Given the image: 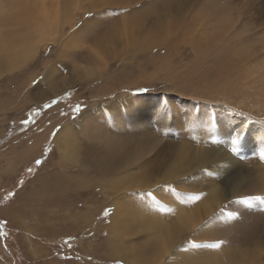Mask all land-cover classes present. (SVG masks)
Here are the masks:
<instances>
[{
    "label": "rangeland",
    "instance_id": "rangeland-1",
    "mask_svg": "<svg viewBox=\"0 0 264 264\" xmlns=\"http://www.w3.org/2000/svg\"><path fill=\"white\" fill-rule=\"evenodd\" d=\"M13 37L0 264H264V201L237 202L264 197V139L228 120L264 124V0H0Z\"/></svg>",
    "mask_w": 264,
    "mask_h": 264
},
{
    "label": "bare ground",
    "instance_id": "bare-ground-1",
    "mask_svg": "<svg viewBox=\"0 0 264 264\" xmlns=\"http://www.w3.org/2000/svg\"><path fill=\"white\" fill-rule=\"evenodd\" d=\"M31 6H27L26 8H25V10H22V15L23 16H21V18L19 19L20 21H19V23L20 24H22L24 27H26V28H30L31 27V24H36L37 26H36V29H38V30H40V29H43V28H46V26L48 25V16H47V14H46V12H45V10L44 9H41V5H38V4H34V3H31L30 4ZM43 8V7H42ZM50 29V28H49ZM31 31V30H30ZM41 31H43V30H41ZM45 31V30H44ZM25 32V31H24ZM23 32V33H24ZM46 32V31H45ZM31 33V32H30ZM214 33V32H213ZM216 33V32H215ZM218 33V32H217ZM221 33V32H220ZM222 34V33H221ZM31 35V34H30ZM30 35H27L26 37H29ZM212 35V34H211ZM212 37V36H211ZM224 37V39H227V37L226 36H223ZM1 38H3V36L1 37ZM8 38V37H7ZM10 39H11V37H9ZM19 38V37H18ZM212 38H214V37H212ZM211 38V39H212ZM219 38L220 39H222V36H220L219 35ZM4 39V38H3ZM6 40V38H5V42H4V44L1 46V53L0 54H4V53H6V54H9V53H11L9 56H10V59H11V61H12V63H14V64H17L18 63V61H19V57H17V55L19 56V53H18V51H15V50H13V49H11V45L13 44V42H14V37H13V41L12 40ZM209 39V38H208ZM229 39V38H228ZM16 40H18V39H16ZM216 39H212L210 42H211V44L215 41ZM212 46V45H211ZM25 47L26 48H28L29 49V47H30V43H27L26 45H25ZM213 47V46H212ZM14 51H15V53H14ZM238 55H240L239 53H237L236 54V56H238ZM0 59H1V56H0ZM217 71H215L214 73L216 74V75H230L229 73H226L228 70H230V68H229V65H228V63H226V64H223V65H221V67L219 68V66H218V68L216 69ZM221 82H222V80H220ZM227 85V84H226ZM237 89V88H236ZM111 104V103H110ZM153 107H156L157 105H155V104H153L152 105ZM229 113V112H228ZM237 113V112H236ZM236 113H233V112H230L229 113V116H228V120L231 122V124L236 128V129H238L239 128V130L240 129H248V131H249V133L250 134H252V136H254L255 138H263L264 139V124H262V123H259V122H251V121H249V119L248 118H245V117H242V116H240V115H238V114H236ZM154 115V114H153ZM152 118V117H151ZM196 119V118H195ZM194 119V120H195ZM200 119V118H199ZM198 120V119H197ZM146 121H148L149 122V119H148V117H146V120H140V121H136V124H137V126L138 125H140V124H143V123H146ZM193 121V120H192ZM68 127V126H67ZM66 127V128H67ZM72 129V128H71ZM140 129V128H139ZM63 130H65V129H63ZM64 132V131H63ZM109 133V132H108ZM60 135V134H59ZM104 139V138H103ZM67 140H59L58 142H59V148H60V151H61V153L63 154V155H65V156H68V149H67V142H66ZM57 142V141H56ZM57 142V143H58ZM58 146V145H57ZM58 148V149H59ZM69 148V147H68ZM118 151V150H117ZM72 155H74V153L72 152L71 153ZM70 154V155H71ZM77 154V153H76ZM73 157V156H72ZM77 157V156H76ZM70 158V157H69ZM61 159H62V157H61ZM79 159V158H78ZM77 159V160H78ZM67 160H68V158H67ZM70 160H74V159H70ZM69 162V161H68ZM72 162V161H71ZM76 164V163H75ZM86 164V166H87V164H89L88 163V161L85 163ZM143 182V181H142ZM131 183V182H130ZM144 183V182H143ZM121 185V184H120ZM174 200V199H173ZM175 202V201H174ZM171 203H172V201H171ZM173 204H175V206H176V208L178 207H182V206H180V205H178L177 204V202H175V203H173ZM172 204V205H173ZM190 204V203H189ZM184 207V206H183ZM180 209V208H179ZM176 210V209H175ZM184 211V210H183ZM119 212V211H118ZM179 212V211H178ZM179 213H181V212H179ZM121 214V213H120ZM182 214H184V213H182ZM190 214V213H189ZM115 215H118V214H115ZM178 215V214H177ZM181 215V214H180ZM121 216V215H120ZM119 216V217H120ZM156 216V215H155ZM178 217H179V215H178ZM195 217V216H194ZM181 218V217H180ZM189 218V217H188ZM114 219V218H113ZM182 219V218H181ZM180 219V220H181ZM181 222H182V220H181ZM189 223V222H188ZM169 239H171V238H169ZM172 240V239H171ZM167 242H169V241H167ZM163 245H165V244H163ZM166 246V245H165ZM172 248V247H171ZM194 261V260H193Z\"/></svg>",
    "mask_w": 264,
    "mask_h": 264
},
{
    "label": "snow or ice",
    "instance_id": "snow-or-ice-1",
    "mask_svg": "<svg viewBox=\"0 0 264 264\" xmlns=\"http://www.w3.org/2000/svg\"><path fill=\"white\" fill-rule=\"evenodd\" d=\"M79 110H80L79 109V106H77V108L75 109V111H79ZM25 123H27V121H25ZM230 138H231V142L233 144L238 143L239 140L242 138V129L236 130L234 136H231V134H230ZM37 163H40V161H37ZM201 195H204V194H201ZM193 199L199 200L200 199V196L199 195L198 196H195V197H193ZM252 200L264 201V197H260V196L243 197V198H241L237 202L250 205ZM233 215H239V213H233ZM223 243H224L223 241H219V242L213 244L212 247H219Z\"/></svg>",
    "mask_w": 264,
    "mask_h": 264
}]
</instances>
